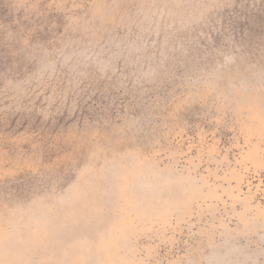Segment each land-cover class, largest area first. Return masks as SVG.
Returning <instances> with one entry per match:
<instances>
[{"label":"rangeland","instance_id":"1","mask_svg":"<svg viewBox=\"0 0 264 264\" xmlns=\"http://www.w3.org/2000/svg\"><path fill=\"white\" fill-rule=\"evenodd\" d=\"M0 264H264V0H0Z\"/></svg>","mask_w":264,"mask_h":264}]
</instances>
